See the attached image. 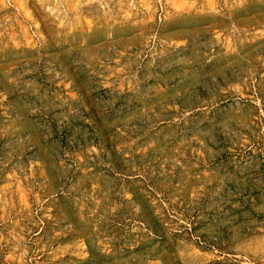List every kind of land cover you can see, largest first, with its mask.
I'll return each mask as SVG.
<instances>
[{
  "label": "rangeland",
  "instance_id": "rangeland-1",
  "mask_svg": "<svg viewBox=\"0 0 264 264\" xmlns=\"http://www.w3.org/2000/svg\"><path fill=\"white\" fill-rule=\"evenodd\" d=\"M0 264H264V0H0Z\"/></svg>",
  "mask_w": 264,
  "mask_h": 264
}]
</instances>
